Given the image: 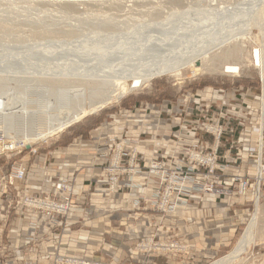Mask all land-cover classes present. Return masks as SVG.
Masks as SVG:
<instances>
[{"label": "rangeland", "instance_id": "1", "mask_svg": "<svg viewBox=\"0 0 264 264\" xmlns=\"http://www.w3.org/2000/svg\"><path fill=\"white\" fill-rule=\"evenodd\" d=\"M244 1L0 0V127L4 128L3 134L0 133V140H2L0 141V174L5 173L12 164L20 160L29 158L28 164L32 165L36 157L50 158L56 151H62L63 147L76 142H92L102 135L123 133L126 129L132 133L139 132L142 127L133 123L128 124L124 115L129 111L132 113L138 111L143 106H158L166 100L175 103L180 97L191 94L204 97L206 93L205 96L210 97L214 91L219 94L227 93L232 97V93H235L237 100L230 98L228 103L216 101L212 104L213 110H218L219 107L225 110L229 109L230 103L240 102V94L247 91L259 93L263 87L258 69L240 59L246 53L249 56L250 53L253 55V44L246 37L257 35L260 38L258 29L253 27L250 34L244 37L242 50L238 51L239 58L231 57L227 60H234L237 65L239 64V66L236 65L238 68L231 72L220 71L219 66L221 68L225 63V60L220 58L215 60L216 70L212 73L192 75L191 70L184 67L179 71L180 73L178 72L179 75L167 74L154 77L145 87L132 90L119 101L111 102L101 110L85 116L62 132L44 140L35 141L33 146L37 152L33 155L26 150H22L21 154L16 153L15 150H9L7 146L11 144L10 138L2 136L31 131L30 128L24 129L26 120L29 124L35 123L33 118L47 107L50 113L55 110H64L66 108L64 100L67 107L72 109L78 107L81 102L84 104L89 100L87 93L90 91L87 90L93 91L92 84L98 82L99 76L106 74L107 69L113 70V73L127 66L129 68L127 64L129 59L130 65L133 64L130 66L132 68L138 67L140 63L143 65L144 60H140L138 56H141L144 50L149 51L146 43L148 45L149 42L159 43L166 39L167 41L179 40L180 35L177 33L182 31L186 32L189 38L201 39L200 42L207 45L206 41L217 40L232 32L235 34L245 31L248 27L245 25L250 19L248 24L253 21L252 13L257 12L253 10L256 9L255 5L259 4L257 2L259 0L249 12H247L249 0L245 3ZM242 5L245 7L242 8ZM243 22L246 24L244 25ZM198 30H201L202 34ZM226 31L231 32L226 33ZM232 46L234 47L230 45L226 48ZM135 57L138 62L134 60ZM117 63H121L124 67H120V64L116 69ZM93 73L96 74V78ZM19 76L28 77H24L25 79L22 77L23 80L18 81ZM90 79L93 80L90 81ZM187 105L184 103L183 107L186 108ZM117 118L118 123L114 122ZM106 128L109 132L105 131ZM146 136L141 137L146 138ZM226 148L225 146L224 150ZM224 179L221 178V185ZM171 198H176V195H172ZM104 200L107 208H110L111 204L119 205L124 201L119 202L116 196L109 195L105 196ZM149 209L153 213L155 226L159 227L164 222H174L178 212L185 208ZM251 212L248 219L252 215ZM245 226L246 222L231 244L205 264H211L228 254L242 236ZM254 231L255 241L244 247L241 255L232 264H264V218L262 216L258 217ZM133 250L158 255H188L191 251L187 244L175 237L171 225H165L163 234L154 232L150 237L139 238L134 243ZM86 263L108 264L94 257L76 258V260H70L68 264ZM23 264H31V262L23 260ZM51 264H66V260L53 259Z\"/></svg>", "mask_w": 264, "mask_h": 264}, {"label": "built area", "instance_id": "2", "mask_svg": "<svg viewBox=\"0 0 264 264\" xmlns=\"http://www.w3.org/2000/svg\"><path fill=\"white\" fill-rule=\"evenodd\" d=\"M216 94L185 95L175 103L166 100L158 106L129 111L125 120L142 127L141 130L132 133L126 129L123 133L95 138L99 145L90 160L99 171L95 177L89 172L88 178L102 188L104 196L123 194L124 200L129 199L124 201L128 206L144 202L149 208H186L196 195L218 199L237 196L242 200L252 197L255 201L264 184V91L240 94V102L230 103L225 110L220 107L213 110L212 104L238 98L235 93L232 97L227 93ZM184 103L188 107L184 108ZM224 138L227 148L221 151ZM7 148L18 154L22 150L31 155L37 152L33 145L28 149L24 144ZM241 155L254 161L251 176L231 170L238 162L243 163ZM58 158L59 155L45 157L42 169L57 165ZM66 168L58 165L46 177L60 176L67 172ZM37 173L29 169L26 159L12 164L0 177V208L5 203V215L0 217V255L8 249L3 232L14 218L19 222L8 238L18 237L26 244L36 241L40 228L52 229L58 225L57 217L66 219L72 214L74 182L49 178L46 195H40L27 189L31 185L28 180H36L40 188L44 187L45 180L29 176ZM221 178H225L223 185ZM19 183H24L26 189L18 193ZM172 195L176 198H171ZM18 227L23 230L22 235ZM18 259L23 260L21 255L16 256L15 260ZM54 259H65L68 264L76 257L55 255Z\"/></svg>", "mask_w": 264, "mask_h": 264}, {"label": "crops", "instance_id": "3", "mask_svg": "<svg viewBox=\"0 0 264 264\" xmlns=\"http://www.w3.org/2000/svg\"><path fill=\"white\" fill-rule=\"evenodd\" d=\"M107 128L105 130L109 132ZM226 138L221 151L224 150L225 141L229 139ZM98 145L96 140L67 145L62 151L53 153L59 155L57 165H49L44 169V158L36 157L32 165L28 164L30 170L35 166L32 169L38 172L36 176L30 174V178L45 180L43 188H40L38 181L28 180L31 185L27 189L30 192L46 195L45 191L50 185L49 178L50 181L60 177L74 182L76 196L72 214L66 219L57 217L58 225L52 229L40 228L36 241L26 244H22L18 237L8 238V234L15 230L19 222L16 218L11 220L3 232L8 249L0 255V264H23V260H30L31 264H51L55 255L94 257L108 264H205L231 244L245 222L247 227V222L256 212L258 217L264 218V184L257 194L258 208L254 209L252 197L242 200L233 196L227 200L213 196L199 198L196 195L184 210L178 212L174 222H164L159 227L155 226L149 204L140 202L128 206L124 201L129 199L124 200L123 194L116 196L118 201L124 200L123 204L107 208L102 188L93 183V178H88L89 172L95 177L99 171L90 160ZM66 153L69 157H65ZM241 156L243 163L238 162L231 170L251 176L255 169L254 161ZM58 165L67 167V172L47 178L48 171L54 170ZM17 188L18 193L23 188L26 189L24 183L17 184ZM1 206L0 217L5 215V203L2 202ZM251 208L254 211L251 212ZM250 212L252 215L248 219ZM165 225H171L175 237L189 246L191 251L188 255H158L133 250L134 243L139 238L150 237L154 232L163 234ZM18 228L22 235L23 230ZM19 255L23 260L16 261L15 258Z\"/></svg>", "mask_w": 264, "mask_h": 264}, {"label": "bare ground", "instance_id": "4", "mask_svg": "<svg viewBox=\"0 0 264 264\" xmlns=\"http://www.w3.org/2000/svg\"><path fill=\"white\" fill-rule=\"evenodd\" d=\"M245 1H244V3H245ZM256 1L257 0H249L247 2L248 4H250L247 12H249L251 10V7H253L254 4H256ZM257 2H259V4H260V2H262V4H260V5L258 4L259 6L257 4L255 5L256 9H254L253 12H256V11L257 12L255 14L252 13L253 21L250 24H248L251 21L250 18H249L250 21L247 20V21H249L247 23V25H245L246 23L243 22V24L245 26H248L245 28V31H243V32L241 31L239 33L237 32L235 34H232L233 33L232 32V33H229L230 35L225 34L222 36V38L219 37L217 40L214 39L211 41H206L209 44V45L205 44L206 46L200 42L201 41L200 38H199L200 40H198V38L192 39L193 38L192 36H190L192 38H189V35H186V32H182V31L181 32L179 31L177 33L180 35L179 40L167 41L168 39L165 38L166 41H160L159 43H153V42L150 43L149 42L150 45L149 44L147 45V43H146V46L148 47L149 51L144 50V52H142L143 54H141V56H138L140 60L141 59L144 60L142 62L143 65H141V63L139 62L140 65L138 67L132 68L130 66H132L133 64L131 63L132 65H130V63H129L130 59H129V61H127L128 62L127 64H129V68L126 65L127 68L125 67L124 69H121V71L118 70L119 72H113V73H112L113 70L109 71L110 69L109 70L107 69V71H105V72H107L106 74H104V70H103L104 75H102V76L97 75V76H99V78H98L99 80H97L98 82H94L92 84L93 86L91 85L93 88V91H92V89L87 90V91H90V92L92 91V92L87 93V94H89V97H88L89 100H87V102H85L84 104H82V102H81V104L78 107L72 109V108L67 107L68 105L64 100V104L66 107L64 110L63 109H61L59 111L55 110V112L50 113L51 111L48 112L47 108L49 109V107H47L46 109H42L40 112H38L36 114V116L33 118L36 121L35 123L29 124L28 123L29 121L26 120L25 123H27V124H26V126H24V129L30 128L31 131H26V133H17V134H13V135H2V136L5 138H7V137L10 138V142H11V144H9L10 147H17V145H19V144L33 145V143L37 140H44L50 136H53L59 132H62L67 127L71 126L73 123L81 120L82 118H84L85 116H87L89 114H92L98 110H101L102 108H104L109 103L119 101L122 97L131 93L132 90L145 87L152 78L157 77V76H161V75H167V74L168 75H174V74L177 75L178 72L184 67L189 68L191 70L192 75H196V74L198 75L200 73H212L216 70V66L214 65L215 60L223 58V60H225V63L221 66V68L219 66L220 71L223 73L224 72H226V73L231 72V71L235 70L236 68H238L237 66H239V64L237 65V63L234 60H230V61H227V60L231 57L239 58L240 53L238 51L242 50L241 47L244 45V44L242 45V43L245 40L244 37H246L245 36L246 34H248V35L250 34V30L253 27H256L258 29L260 38L257 35H256V37H251L250 35L248 37H246V38H249V40H251V43L253 44V46H252V49H254L253 55H251V53H250V56H249V54L246 53L245 56H242V58H240V59H242V61L244 60L247 63L252 64V66H254L255 68L258 69V71L260 73L261 80H262V87H263V91H264V0L263 1L259 0ZM243 5H242V8L245 7ZM220 7H222V6H220ZM235 7H238V6H235ZM239 8H241V7L239 6ZM253 14H254V16H253ZM190 30H191V28H190ZM192 31H191V33H192ZM199 31H201V30H198V32ZM228 32H231V31H226V33H228ZM200 33L202 34V31ZM236 34H239L241 36H237ZM194 35H195V32H194ZM190 40H192V42H190ZM228 40L229 41L231 40V42H229ZM241 40H242V42H241ZM238 41H240V42H238ZM246 42H247V40H246ZM230 45H234V47L232 46L231 48H226V46H230ZM254 45H255V47H254ZM137 54H138V52H137ZM127 58H129V57H127ZM135 58H134V60L137 61V58L136 59ZM131 59H132V56H131ZM121 60L123 61V59H121ZM124 62H126V61L124 60ZM102 63H104V62L102 61ZM120 64L121 63H119V64L117 63L116 69L118 68V65H120ZM123 64L125 65V63H123ZM109 65H112V64H109ZM113 65H115V64H113ZM61 66H64V65H61ZM121 66L124 67L122 64L120 65V67ZM41 67H42V65H41ZM120 67H119V69H120ZM116 69L114 66V70H116ZM99 73H101V72H99ZM96 74H97V72H96ZM96 74L93 73L94 76ZM22 77L24 78L25 76H19L18 78H20V79H18V81H22L23 80ZM27 77H25V78H27ZM89 77H91V76H89ZM31 78H33V77H31ZM95 78H96V76H95ZM14 79H15V77H14ZM93 79H90V81ZM34 80H36V78H34ZM205 95H206V93H205ZM205 95H203V96L206 97ZM216 95H217L216 92L212 93V96H216ZM84 100H85V98H84ZM114 122L118 123L119 122L118 118L115 119ZM3 131H4V128L0 127V133L1 134H3ZM0 141H2V140H0ZM254 203H255L254 209L258 208L257 206L259 204V201L257 198L255 199ZM257 220H258V215L256 212V214L250 219L247 227L245 226V228L243 230L244 232L242 231L243 232L242 236L237 241V243L234 245L232 250L228 254H226L225 256H223L222 258H220L218 260H215L211 264H232V263H234V261L241 255V250L244 247L249 246L251 243H253L255 241V231L254 230H255V227L257 225Z\"/></svg>", "mask_w": 264, "mask_h": 264}, {"label": "water", "instance_id": "5", "mask_svg": "<svg viewBox=\"0 0 264 264\" xmlns=\"http://www.w3.org/2000/svg\"><path fill=\"white\" fill-rule=\"evenodd\" d=\"M29 146H30L29 144H28V145H25V148H26V149H28V148H29Z\"/></svg>", "mask_w": 264, "mask_h": 264}]
</instances>
